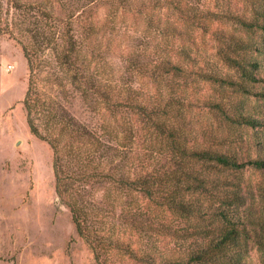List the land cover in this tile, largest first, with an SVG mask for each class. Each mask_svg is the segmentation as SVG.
Here are the masks:
<instances>
[{
	"label": "trees",
	"instance_id": "obj_1",
	"mask_svg": "<svg viewBox=\"0 0 264 264\" xmlns=\"http://www.w3.org/2000/svg\"><path fill=\"white\" fill-rule=\"evenodd\" d=\"M96 2L89 0L82 10L70 5L76 15L65 20L47 6L16 0L17 14L5 26L0 20V35L14 38L27 60L28 125L53 150L56 192L70 209L78 235L99 264L125 257L137 264H247L252 233L264 230V220L242 215L241 208L250 198L264 200V156L251 157L242 140L229 141L220 132L211 131L214 141L192 138L195 124L188 114L193 106L184 97L193 59L187 43L196 45V37L232 12L210 11L205 0H104L107 21L115 26L125 13L145 17L138 51L127 60L132 76L147 78L150 93L145 95L141 85L126 88L100 73L101 21L92 20ZM261 9L253 10L251 20L238 14L240 26L264 32ZM85 17L90 24L79 35ZM217 55L237 78L199 67L201 81L227 86L238 98L264 100V90L253 91L264 87V48L224 45ZM44 74L64 96L45 94ZM192 83L199 87L200 81ZM66 95L88 104L94 118L83 121L72 114L74 103ZM245 99L237 108L231 96L209 104L222 117L220 131L232 125L264 127V111ZM247 170L262 173V181L250 186L237 177ZM226 173L235 178L229 181ZM161 239L174 243L168 254L156 244Z\"/></svg>",
	"mask_w": 264,
	"mask_h": 264
},
{
	"label": "rangeland",
	"instance_id": "obj_2",
	"mask_svg": "<svg viewBox=\"0 0 264 264\" xmlns=\"http://www.w3.org/2000/svg\"><path fill=\"white\" fill-rule=\"evenodd\" d=\"M15 1L0 2V20H3V26L17 14ZM205 1V7L210 11L222 15V12L224 14L229 9L232 16L230 19L214 22L207 34L196 37V45L187 43L193 48V59L188 63L191 71L189 73L192 75L186 80L189 89L184 97L187 98L186 104L193 106L189 108L191 111L188 114V118H193L195 124L192 138L196 137L201 141L206 137L209 141H214L215 136L211 131L220 132L223 137L228 136L229 141L242 140L244 144L240 146L249 152L251 157L264 156V127L232 125L223 126L220 131L218 127L222 117L209 108L211 102L231 96L232 101L236 100L234 108H237L240 100L246 98L244 102L249 101L257 111L262 112L264 100L255 97L238 98L233 89L227 86L201 81L198 72L200 67L203 73L215 71L221 76L228 74L237 78L235 71L224 66L217 53L224 45L237 48L240 44H246L249 48H264V32L256 28H243L236 18L240 14L251 20L255 8L261 7L262 12L264 11V0H260V3L251 0ZM21 2L42 4L57 16L68 20L72 15H76L75 11H71L70 5L74 6V10H82L89 0ZM92 7V20L101 21L97 29L96 43L102 54L98 66L100 73L106 80L126 88L131 85L140 88L141 85L144 94H149L147 78L138 79L132 76L127 68V60L138 51L137 40L141 36L139 30L142 31L145 26V17H134V14L125 13L117 20L118 26H115L107 21L110 9L104 0H97ZM90 20L91 18L87 17L81 19L79 35L85 34ZM250 54L255 53L252 51ZM192 60L195 64L191 63ZM194 65L195 68L191 67ZM45 75L40 79L41 89L49 97L61 98L63 89L52 85ZM29 76V66L21 45L9 34L0 35V264H99L88 243L78 235L70 209L56 192L53 150L47 142L33 135L28 125L24 101L29 88ZM193 80L200 81L199 87H194ZM263 88L257 87L253 91L261 92ZM66 98L74 103L71 113L77 118L83 121L94 118L95 115L88 109V104L81 99L71 100L67 95ZM141 150H144L143 147H140ZM237 177L253 186L262 181L263 174L247 170ZM224 178L232 181L235 176L226 173ZM247 213L264 220V200L250 198L248 204L241 208L242 215ZM135 241L136 238L133 237L132 243ZM171 241L161 239L156 244L159 250L168 254L174 245ZM260 243H264V230L257 229L252 233V251L247 258V264H264V247ZM114 262L137 264L127 257L123 260L115 258Z\"/></svg>",
	"mask_w": 264,
	"mask_h": 264
}]
</instances>
